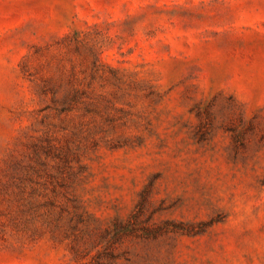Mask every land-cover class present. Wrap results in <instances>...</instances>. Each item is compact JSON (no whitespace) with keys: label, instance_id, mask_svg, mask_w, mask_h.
<instances>
[{"label":"rangeland","instance_id":"rangeland-1","mask_svg":"<svg viewBox=\"0 0 264 264\" xmlns=\"http://www.w3.org/2000/svg\"><path fill=\"white\" fill-rule=\"evenodd\" d=\"M0 264H264V0H0Z\"/></svg>","mask_w":264,"mask_h":264}]
</instances>
